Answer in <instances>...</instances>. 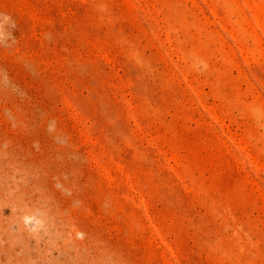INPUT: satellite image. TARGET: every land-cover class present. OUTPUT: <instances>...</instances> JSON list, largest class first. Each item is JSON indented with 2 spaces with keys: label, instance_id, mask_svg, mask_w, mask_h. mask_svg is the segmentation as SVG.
Segmentation results:
<instances>
[{
  "label": "rangeland",
  "instance_id": "374dc122",
  "mask_svg": "<svg viewBox=\"0 0 264 264\" xmlns=\"http://www.w3.org/2000/svg\"><path fill=\"white\" fill-rule=\"evenodd\" d=\"M0 264H264V0H0Z\"/></svg>",
  "mask_w": 264,
  "mask_h": 264
}]
</instances>
